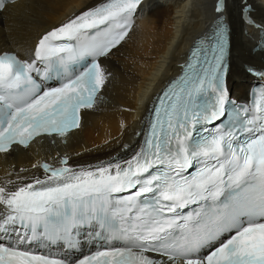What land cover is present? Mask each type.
<instances>
[{
    "label": "snow or ice",
    "instance_id": "6c2138e0",
    "mask_svg": "<svg viewBox=\"0 0 264 264\" xmlns=\"http://www.w3.org/2000/svg\"><path fill=\"white\" fill-rule=\"evenodd\" d=\"M14 2L0 0V12ZM141 3L104 0L43 34L30 60L0 52V153L14 145L28 148L44 135L66 138L81 127V110L102 99L108 79L100 58L129 36ZM223 10L221 0L216 11ZM248 12L246 6L251 24ZM227 55L223 27L199 42L182 75L158 97L143 144L130 159L73 169L65 157L61 167L39 165L44 179L15 190L0 186V233L19 225L23 242L41 225L67 233L95 219L123 246L78 264H264V90L251 118L227 131L194 136L198 125L226 115ZM53 80L58 86L40 82ZM121 193L128 195H114ZM193 204L199 209L184 214ZM115 218L119 229L109 224ZM0 264L64 261L0 245Z\"/></svg>",
    "mask_w": 264,
    "mask_h": 264
},
{
    "label": "bare ground",
    "instance_id": "6f19581e",
    "mask_svg": "<svg viewBox=\"0 0 264 264\" xmlns=\"http://www.w3.org/2000/svg\"><path fill=\"white\" fill-rule=\"evenodd\" d=\"M102 2L18 0L0 13V52L30 58L43 34ZM220 2L144 0L129 36L101 60L108 79L102 99L81 111V127L66 138L42 137L28 148L0 153V186L15 190L42 179L41 162L58 167L65 157L73 169L130 159L139 150L156 95L178 75L188 48L206 36L216 17L229 29L228 96L246 102L250 87L261 82L253 73L264 71V0H223L224 10L217 12ZM246 6L251 24L245 18Z\"/></svg>",
    "mask_w": 264,
    "mask_h": 264
}]
</instances>
